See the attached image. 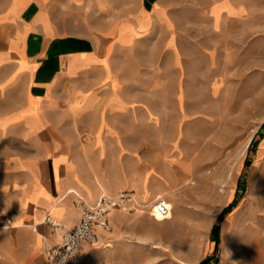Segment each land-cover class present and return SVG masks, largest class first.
<instances>
[{
  "label": "crops",
  "instance_id": "obj_1",
  "mask_svg": "<svg viewBox=\"0 0 264 264\" xmlns=\"http://www.w3.org/2000/svg\"><path fill=\"white\" fill-rule=\"evenodd\" d=\"M180 1L0 0V256L8 264L60 243L102 192L133 187L120 180L122 166L137 168L138 142L160 139L153 126L164 123L148 94L179 91L145 79L160 75L153 61L185 37L174 17ZM209 12L231 18L239 7L222 0ZM175 146L170 173L184 156ZM125 217L113 211L98 243Z\"/></svg>",
  "mask_w": 264,
  "mask_h": 264
},
{
  "label": "rangeland",
  "instance_id": "obj_2",
  "mask_svg": "<svg viewBox=\"0 0 264 264\" xmlns=\"http://www.w3.org/2000/svg\"><path fill=\"white\" fill-rule=\"evenodd\" d=\"M182 1L174 17L185 37L153 61L160 75L145 79L179 86L148 94L164 121L153 126L160 139L138 142L137 168L122 166L120 180L133 187L105 192L132 191L144 207L112 210L128 217L104 243L85 244L73 264H199L212 254L213 225L236 193L208 264H264V136L254 150L250 144L264 133V0H233L239 13L231 18L209 12L222 0ZM177 143L184 156L170 173ZM158 194L172 207L167 219L150 214ZM39 255L27 264H47ZM0 264L8 262L0 256Z\"/></svg>",
  "mask_w": 264,
  "mask_h": 264
},
{
  "label": "built area",
  "instance_id": "obj_3",
  "mask_svg": "<svg viewBox=\"0 0 264 264\" xmlns=\"http://www.w3.org/2000/svg\"><path fill=\"white\" fill-rule=\"evenodd\" d=\"M144 207L132 191L116 194L102 192L96 201L83 204L79 222L61 235L60 243L44 250L47 264H73L74 259L85 244L96 245L101 232H109L111 225L109 214L114 209L139 210ZM171 207L161 198H156L150 206V214L154 218H166ZM46 221L53 227L58 223L50 216Z\"/></svg>",
  "mask_w": 264,
  "mask_h": 264
},
{
  "label": "trees",
  "instance_id": "obj_4",
  "mask_svg": "<svg viewBox=\"0 0 264 264\" xmlns=\"http://www.w3.org/2000/svg\"><path fill=\"white\" fill-rule=\"evenodd\" d=\"M263 136H264V133L263 134L261 133L259 135L258 139H252L251 140V143H250L251 144V150L255 149L259 139L262 138ZM249 164H250V160H247L245 162V166L247 167V166H249ZM242 181H244V180H242ZM242 181H240V180L238 181V189H239V185H241V188L244 190V185H243ZM236 203H237V193L235 194V197L233 198V200L223 208V210L221 211V213L219 214V216L217 217V219L213 225V228L211 231L212 237L214 240V248H213L212 254L205 257L203 260H201L199 262V264H208L211 260L216 258V255L219 251L220 223H221L223 217L232 210V208L236 205Z\"/></svg>",
  "mask_w": 264,
  "mask_h": 264
},
{
  "label": "bare ground",
  "instance_id": "obj_5",
  "mask_svg": "<svg viewBox=\"0 0 264 264\" xmlns=\"http://www.w3.org/2000/svg\"><path fill=\"white\" fill-rule=\"evenodd\" d=\"M163 199V198H162ZM164 200V199H163ZM165 201V200H164ZM166 202V201H165ZM167 203V202H166ZM170 207H171V205L169 204V203H167ZM171 209H172V207H171ZM170 215H171V213H170ZM170 215L168 216V217H170ZM168 217H166V218H154V219H156V220H160V219H167Z\"/></svg>",
  "mask_w": 264,
  "mask_h": 264
}]
</instances>
